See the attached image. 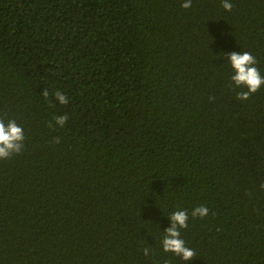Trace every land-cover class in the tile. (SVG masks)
I'll return each instance as SVG.
<instances>
[{"label": "trees", "instance_id": "1", "mask_svg": "<svg viewBox=\"0 0 264 264\" xmlns=\"http://www.w3.org/2000/svg\"><path fill=\"white\" fill-rule=\"evenodd\" d=\"M183 2L0 0V118L25 137L0 264H264V86L237 100L225 58L264 76V0ZM176 210L188 262L162 249Z\"/></svg>", "mask_w": 264, "mask_h": 264}, {"label": "clouds", "instance_id": "2", "mask_svg": "<svg viewBox=\"0 0 264 264\" xmlns=\"http://www.w3.org/2000/svg\"><path fill=\"white\" fill-rule=\"evenodd\" d=\"M192 0H184L181 7L185 10L191 8ZM221 6L225 11L232 10V3L230 0H222ZM227 58L233 75L231 76L232 85L235 88L246 89V91H240L236 94V99L240 101H247L249 98L260 90L264 86V76L261 75L259 69L255 66L257 64L256 58L247 51L233 52L228 54ZM42 95L45 99L49 97V92L44 89ZM54 98L61 105L68 104V98L61 92L56 91ZM210 99H213L210 97ZM68 120L67 115L55 117V124L63 128ZM48 127H52L49 124ZM25 137L23 128L19 126L15 120H9L5 123L3 118H0V160L11 158L13 155H18L22 152ZM53 143H60V139L57 137L53 140ZM261 189L264 190V185H261ZM209 209L206 206L195 207L191 216L193 218H204L208 215ZM171 224L166 230H164V236L161 241L162 249L165 253H172L175 256L180 257L182 260L188 262L195 259V251L186 246L185 241L181 238V230L188 227L189 214L185 210H176L168 217ZM143 254L148 256L150 253V247H145Z\"/></svg>", "mask_w": 264, "mask_h": 264}]
</instances>
